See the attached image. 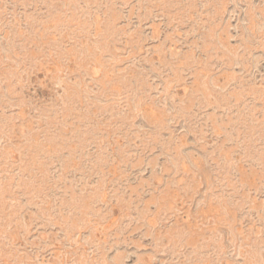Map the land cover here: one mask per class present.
I'll return each mask as SVG.
<instances>
[{
    "label": "rangeland",
    "instance_id": "obj_1",
    "mask_svg": "<svg viewBox=\"0 0 264 264\" xmlns=\"http://www.w3.org/2000/svg\"><path fill=\"white\" fill-rule=\"evenodd\" d=\"M0 264H264V0H0Z\"/></svg>",
    "mask_w": 264,
    "mask_h": 264
}]
</instances>
